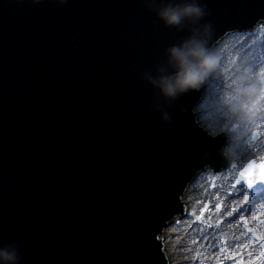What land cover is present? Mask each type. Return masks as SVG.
<instances>
[{"label": "clouds", "instance_id": "1", "mask_svg": "<svg viewBox=\"0 0 264 264\" xmlns=\"http://www.w3.org/2000/svg\"><path fill=\"white\" fill-rule=\"evenodd\" d=\"M205 14L198 3H166L158 17L166 27L179 28L185 19L199 21ZM167 52L171 71L151 83L171 101L194 97L185 114L208 141L219 142L214 157L206 150L196 157L193 175L179 195L201 226L186 222L187 227L176 236L182 245L178 251L186 255L171 256V264L181 260L223 264L221 254L223 259H231L228 253L236 254L234 250L242 247L237 241L247 232H258L257 239L264 241V201L250 207L252 192L264 187V16L251 26L219 32L205 23L201 31ZM163 119L169 120L167 113ZM205 194L213 204L206 219ZM167 232L164 229L159 238L163 240ZM247 255L245 264H264V242ZM16 260L14 249H0V262L16 264Z\"/></svg>", "mask_w": 264, "mask_h": 264}]
</instances>
